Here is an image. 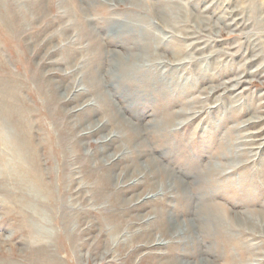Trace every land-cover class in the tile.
<instances>
[{
	"label": "rangeland",
	"instance_id": "rangeland-1",
	"mask_svg": "<svg viewBox=\"0 0 264 264\" xmlns=\"http://www.w3.org/2000/svg\"><path fill=\"white\" fill-rule=\"evenodd\" d=\"M0 88V264H264V0H0Z\"/></svg>",
	"mask_w": 264,
	"mask_h": 264
},
{
	"label": "bare ground",
	"instance_id": "bare-ground-1",
	"mask_svg": "<svg viewBox=\"0 0 264 264\" xmlns=\"http://www.w3.org/2000/svg\"><path fill=\"white\" fill-rule=\"evenodd\" d=\"M159 3V2H158ZM157 13V12H156ZM158 15H159V13H158ZM161 16V15H160ZM158 19H160L161 20V18H159V16H158ZM136 27V26H135ZM90 35H93L92 33H90ZM95 37V36H94ZM121 39V38H120ZM156 49V48H155ZM177 56V55H176ZM121 63H122V66L123 67H125V68H129V67H134V65H136L134 62H132V60H130V58H128V57H124L123 59H122V61H121ZM141 66V65H140ZM143 66V65H142ZM143 72V71H142ZM106 80V79H105ZM239 83V82H238ZM0 91H1V88H0ZM10 109V108H9ZM9 114V113H8ZM24 116V115H23ZM253 118V117H252ZM5 119V118H4ZM19 119V118H18ZM23 119V118H22ZM11 121V120H10ZM251 121V120H250ZM7 125V124H6ZM4 162V161H3ZM0 165L3 167V168H5V169H7L9 172H10V170L11 171H15V169H13L10 165V162H4V163H0ZM212 166V165H211ZM217 168V167H216ZM0 182L2 183V181L0 180ZM0 187L1 188H3L5 191H8L9 192V190L8 189H6L7 187H5V186H2V185H0ZM35 188V187H34ZM23 189H25L24 191H28L29 193L26 195V196H24L23 198V200L25 201V202H27L29 205L30 204H32V205H34V204H38L39 203V200L40 199H37L36 198V196H33V194L30 192L31 190L30 189H28V188H23ZM11 190V189H10ZM213 191V190H212ZM12 192V191H11ZM11 192H9L10 194H11V196H12V199H15V198H20L21 197V195H16V193H11ZM18 192V191H17ZM11 196H10V198H11ZM29 198V200H27L26 198ZM42 206V205H41ZM216 204H212V205H210L208 208L209 209H211V211L213 210L214 211V209L216 208ZM20 209V208H19ZM25 211H24V213L25 214H27L29 217H34L33 216V211L32 210H30V209H24ZM207 210V209H206ZM209 211V210H208ZM28 212V213H27ZM42 219V218H41ZM240 220V219H239ZM42 222H43V220H41ZM245 223V222H244ZM199 224V223H198ZM218 224H220V223H218ZM20 225V224H19ZM197 225V224H196ZM28 226L30 227H35L34 226V224H29L28 223ZM217 226V225H216ZM215 226V227H216ZM27 227V226H26ZM39 228V227H38ZM210 229V228H209ZM221 229V228H220ZM39 230V229H38ZM187 231H191L190 229H188L187 228ZM174 233V232H173ZM167 234H169V229H168V231H167V233H166V236H168ZM213 250V249H212ZM212 256V255H211ZM187 257V256H186ZM241 263V262H240Z\"/></svg>",
	"mask_w": 264,
	"mask_h": 264
}]
</instances>
